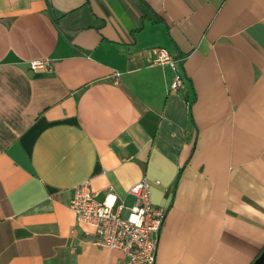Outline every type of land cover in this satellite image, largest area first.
<instances>
[{"label": "crops", "instance_id": "obj_1", "mask_svg": "<svg viewBox=\"0 0 264 264\" xmlns=\"http://www.w3.org/2000/svg\"><path fill=\"white\" fill-rule=\"evenodd\" d=\"M143 177L166 210L155 264L264 249V0H0V264H115L72 187L131 206Z\"/></svg>", "mask_w": 264, "mask_h": 264}, {"label": "built area", "instance_id": "obj_2", "mask_svg": "<svg viewBox=\"0 0 264 264\" xmlns=\"http://www.w3.org/2000/svg\"><path fill=\"white\" fill-rule=\"evenodd\" d=\"M145 57L148 65L167 64L171 68V91L185 87L178 61L167 49L151 47L145 50ZM29 68L34 72L49 70L50 62L32 60ZM113 75L119 76L117 72ZM154 182L159 184V180ZM127 193L134 198L131 206L109 193L100 200L87 179L72 187L69 208L76 222L90 227L83 230L84 238L121 253L115 264H155L159 232L166 218V210L154 205L151 183L145 177L131 185ZM123 210L126 212L122 213Z\"/></svg>", "mask_w": 264, "mask_h": 264}, {"label": "water", "instance_id": "obj_3", "mask_svg": "<svg viewBox=\"0 0 264 264\" xmlns=\"http://www.w3.org/2000/svg\"><path fill=\"white\" fill-rule=\"evenodd\" d=\"M251 264H264V249H262L260 254L253 260Z\"/></svg>", "mask_w": 264, "mask_h": 264}]
</instances>
